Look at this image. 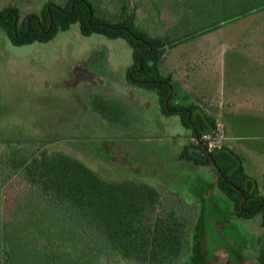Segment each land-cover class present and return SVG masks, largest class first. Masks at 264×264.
I'll return each instance as SVG.
<instances>
[{
    "label": "rangeland",
    "instance_id": "1",
    "mask_svg": "<svg viewBox=\"0 0 264 264\" xmlns=\"http://www.w3.org/2000/svg\"><path fill=\"white\" fill-rule=\"evenodd\" d=\"M48 1L62 5L65 0H0V8L10 5L24 15L37 13ZM136 1L137 23L152 34L166 33L176 20L170 0ZM104 4L115 10V0ZM131 53L125 39L81 35L77 23L47 42L23 45L12 44L0 30V140L16 139L19 131L50 139L60 135L63 138L46 147L81 159L107 179H132L158 189L159 210H174L186 220L184 251L172 264H258L264 230L257 215L233 216L229 202L215 188L212 168L178 158L192 141L190 131L178 115L159 112L154 91L127 82ZM159 67L171 74L174 102L196 104L214 116L217 128L207 141L212 148L225 145L234 150L261 188L264 12L181 42L165 52ZM96 94L120 103L119 121H108L90 107ZM4 146L0 142V152ZM199 167L206 171L196 170ZM39 251L35 262L15 254L10 261L0 257V264H73L71 255L58 250L46 255Z\"/></svg>",
    "mask_w": 264,
    "mask_h": 264
},
{
    "label": "trees",
    "instance_id": "2",
    "mask_svg": "<svg viewBox=\"0 0 264 264\" xmlns=\"http://www.w3.org/2000/svg\"><path fill=\"white\" fill-rule=\"evenodd\" d=\"M170 1L176 20L165 35L152 34L134 25L129 14L109 23L113 28L90 26L87 18L94 21L95 17L89 16V10L80 4L73 8H50L49 13H43L39 25L35 18L14 24L10 14L6 19L0 17V27L15 45L47 42L75 22L80 23L82 35L100 33L109 38H125L132 51L127 82L154 91L159 112L178 115L190 131L192 141L183 146L178 158L194 167H211L216 175L215 188L229 202L231 214L239 219L259 215L260 226L264 227V174L260 188L230 147L203 149L196 136L200 140L206 133L213 136L217 128L214 116L196 104L174 102L171 74H163L159 67L165 52L179 43L241 17L264 12V0ZM182 16L186 19L183 23ZM89 102L104 119L120 120L123 111L119 102L100 94L92 96ZM21 133L16 139L0 140L5 145L0 152L3 261L20 254L28 262H35L33 256L39 250L44 255L58 250L71 255L73 264H81L83 259L105 264L116 260L129 264H172L184 251L186 220L174 210H159L158 189L132 179H107L81 159L46 147L58 138ZM263 260L264 250H260V264H264Z\"/></svg>",
    "mask_w": 264,
    "mask_h": 264
},
{
    "label": "flooded vegetation",
    "instance_id": "3",
    "mask_svg": "<svg viewBox=\"0 0 264 264\" xmlns=\"http://www.w3.org/2000/svg\"><path fill=\"white\" fill-rule=\"evenodd\" d=\"M30 1L33 2L34 0H30ZM93 1L95 2L96 6H93L92 2L90 0H65L62 5H57V4H54L53 2L48 1V2L41 3L40 8H39L37 13L31 12V13H27V14H24V15H19V10L17 8H15L13 6H10V5H6V6H3V7L0 8V12L5 11L4 14L0 15V17L2 19H6L11 14L12 17H13V20H14V24H15V22L17 24H20L22 21H25L26 23H28L31 18H35L36 23L39 25L40 22H41V19L43 18V13L45 11H47L49 13L50 12V8H58V9L62 8L63 9L67 5H69L70 8H73L75 5L78 6L80 4L82 6H85L89 10L88 11L89 12V16H94L95 17L94 21H90V19L87 18V22H89L90 26L105 25L107 27L109 26V27L113 28L111 26V24H109V23L117 21L121 17V15H125V14L126 15L127 14L132 15L134 25L139 26L138 23H137L138 19H137V11H136L137 10V3H139V2H137L136 0H115L116 4H115V10L114 11H110L108 8H106L104 6L105 5L104 4V0H93ZM75 23L78 24L79 31H80V23L79 22H75ZM121 27L122 28H126L125 25H122ZM139 27H141V26H139ZM141 28H143V27H141ZM143 29H145V28H143ZM0 30L3 32L4 36H6V38L9 40V38L7 37V35L2 30L1 27H0ZM145 30H147V29H145ZM209 32H211V31H209ZM209 32H207V33H209ZM207 33H204V34H207ZM98 34H100V33H98ZM204 34H202V35H204ZM101 35H103V34H101ZM161 35H165V32L163 34H161ZM85 36H87V35H85ZM107 38H109V37H107ZM118 38H121V37H118ZM111 39H116V38H111ZM122 39H125V38H122ZM127 43H128V41H127ZM58 136L55 137L54 139L58 138L57 140H59L60 138H63V137H60V135H58ZM201 169L203 171H206L205 168H200V167L198 169H196V170L199 171ZM213 172H214V170H213ZM214 174H215V172H214ZM215 180H216V175H215ZM201 212H202V208H201V210H198L199 214ZM253 217H251V218H253ZM257 217H258V220H259V222H258L259 227L264 230V227L260 226V216L257 215ZM251 218H249V219H251ZM189 246H190V244H189ZM260 250H264V245L263 244H261L257 248V252H256L257 253V259L256 260H258V264H260V261H259Z\"/></svg>",
    "mask_w": 264,
    "mask_h": 264
},
{
    "label": "built area",
    "instance_id": "4",
    "mask_svg": "<svg viewBox=\"0 0 264 264\" xmlns=\"http://www.w3.org/2000/svg\"><path fill=\"white\" fill-rule=\"evenodd\" d=\"M212 135L211 134H203L201 136V140L203 141V143L205 144L206 148H208L209 150L212 148L211 144L207 141H209L211 139Z\"/></svg>",
    "mask_w": 264,
    "mask_h": 264
},
{
    "label": "water",
    "instance_id": "5",
    "mask_svg": "<svg viewBox=\"0 0 264 264\" xmlns=\"http://www.w3.org/2000/svg\"><path fill=\"white\" fill-rule=\"evenodd\" d=\"M196 141L203 147L204 150L207 149L206 146H205V144L203 143V141H201L198 136H196Z\"/></svg>",
    "mask_w": 264,
    "mask_h": 264
},
{
    "label": "crops",
    "instance_id": "6",
    "mask_svg": "<svg viewBox=\"0 0 264 264\" xmlns=\"http://www.w3.org/2000/svg\"><path fill=\"white\" fill-rule=\"evenodd\" d=\"M188 41H190V40H188ZM185 42H186V41H185ZM179 44H180V43H179ZM179 44H178V45H179ZM176 46H177V45H176ZM258 222H259V220H258ZM263 236H264V232H263Z\"/></svg>",
    "mask_w": 264,
    "mask_h": 264
}]
</instances>
